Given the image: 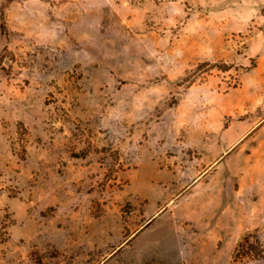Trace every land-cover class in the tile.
Instances as JSON below:
<instances>
[{
    "label": "rangeland",
    "instance_id": "obj_1",
    "mask_svg": "<svg viewBox=\"0 0 264 264\" xmlns=\"http://www.w3.org/2000/svg\"><path fill=\"white\" fill-rule=\"evenodd\" d=\"M0 264H264V0H0Z\"/></svg>",
    "mask_w": 264,
    "mask_h": 264
}]
</instances>
